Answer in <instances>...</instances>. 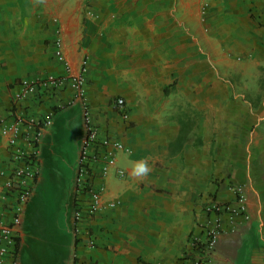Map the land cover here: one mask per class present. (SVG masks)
Here are the masks:
<instances>
[{
    "label": "crops",
    "instance_id": "0c3cea01",
    "mask_svg": "<svg viewBox=\"0 0 264 264\" xmlns=\"http://www.w3.org/2000/svg\"><path fill=\"white\" fill-rule=\"evenodd\" d=\"M47 1L22 13V0H0V126L12 109L49 120L18 264H71L75 253L77 264H193L190 238L215 226L210 264H264V0ZM57 32L73 73L89 60L86 101L99 137L128 150L117 154L124 176L104 180L105 208L81 223L94 247L73 226L81 100L67 83L15 101L21 80L65 75ZM116 97L128 122L112 107ZM139 158L151 166L146 177L131 175L128 161ZM10 170L0 134V218ZM237 188L247 218L216 222L204 211L213 202L235 210ZM29 234L41 245L30 251Z\"/></svg>",
    "mask_w": 264,
    "mask_h": 264
},
{
    "label": "built area",
    "instance_id": "2783aa9c",
    "mask_svg": "<svg viewBox=\"0 0 264 264\" xmlns=\"http://www.w3.org/2000/svg\"><path fill=\"white\" fill-rule=\"evenodd\" d=\"M55 57L64 66L65 75L62 77L46 76L37 80H21L19 82L20 93L16 96V102L27 95H43L49 91L62 88L69 84L76 92L75 97L81 100L84 108V124L86 138L80 148L78 166L74 183L75 212L74 232L85 235L89 247L95 246V240L89 230L82 233L81 223L85 218H92L105 206L106 183L105 179L116 171L119 177L124 176L122 169L117 168V154L128 151L119 141L105 137L101 139L96 126L91 121L89 107L86 101V75L89 69V60L81 61L79 71L72 72L70 63L64 54V44L60 32H57L54 41ZM112 107L119 111L124 122L129 121L128 106L124 98L116 97L112 101ZM49 125L47 118L37 119L33 115L24 114L12 109L8 119L2 121L0 134L7 150L9 151V164L11 170L4 183L6 197L9 198L8 212L0 218V264H18L19 227L22 223V214L29 203L34 184L39 175L40 147L39 141L42 130ZM99 165V173L97 167ZM102 183L95 184L96 178ZM237 208L232 210L219 202L209 203L204 211L213 216L216 222L222 215L234 214L247 218L246 199L239 188L236 189ZM113 205V204H111ZM220 228H205L203 238H190L193 264H210L211 253L214 251L219 236ZM78 256L74 254L71 264H77Z\"/></svg>",
    "mask_w": 264,
    "mask_h": 264
},
{
    "label": "rangeland",
    "instance_id": "374dc122",
    "mask_svg": "<svg viewBox=\"0 0 264 264\" xmlns=\"http://www.w3.org/2000/svg\"><path fill=\"white\" fill-rule=\"evenodd\" d=\"M30 3H33V4L31 5L28 4V0H22V13H25V11L27 13H30L29 10L30 8L32 9L34 5L35 7H45L48 5L47 0H31ZM42 237L46 239V246H45L46 252H51L53 248V246H51L50 244L51 240L53 239L51 231L49 229H46L45 233L42 234ZM25 243H26V247L28 251H30V249L32 248L34 250L36 246L37 247L41 246L40 244L37 245L38 241L35 239L34 234L33 235L29 234Z\"/></svg>",
    "mask_w": 264,
    "mask_h": 264
},
{
    "label": "clouds",
    "instance_id": "9594fccd",
    "mask_svg": "<svg viewBox=\"0 0 264 264\" xmlns=\"http://www.w3.org/2000/svg\"><path fill=\"white\" fill-rule=\"evenodd\" d=\"M128 163L134 177H146L151 172V166L145 158L129 160Z\"/></svg>",
    "mask_w": 264,
    "mask_h": 264
}]
</instances>
